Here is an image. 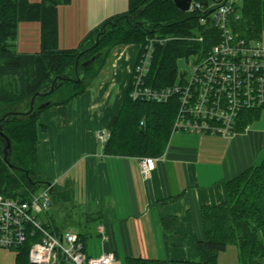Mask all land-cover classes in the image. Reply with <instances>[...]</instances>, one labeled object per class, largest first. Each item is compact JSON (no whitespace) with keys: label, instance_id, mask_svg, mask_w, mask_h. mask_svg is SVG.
<instances>
[{"label":"trees","instance_id":"obj_1","mask_svg":"<svg viewBox=\"0 0 264 264\" xmlns=\"http://www.w3.org/2000/svg\"><path fill=\"white\" fill-rule=\"evenodd\" d=\"M202 4L206 0H196ZM211 4L213 0H208ZM71 0H0V80L11 78L13 90L8 93L0 82V101L5 102V113L17 111V104L30 108L32 96L45 86L50 87L55 76L70 70L76 78V66L95 57L85 67L80 82L65 81L55 92L39 96L36 108L43 102L67 105L82 95L88 83L97 77L107 65L111 53L122 44L133 42L144 48L154 39V51L146 84L153 88H165L177 84L178 65L181 57L204 56L220 39V30L211 20L209 10L197 12L180 10L174 0H129L125 13L112 16L90 31L77 48L63 49L59 45L58 10ZM205 6V5H204ZM144 8L136 20L127 17ZM240 18L231 27L249 40L264 38V0H241L237 5ZM206 17V22L201 18ZM121 18L119 23L117 19ZM143 22L136 25V21ZM41 23V49L35 53H22L17 48L20 22ZM100 31H103L100 35ZM99 38V43L95 42ZM202 38V39H199ZM91 48V49H89ZM85 51L80 55L81 51ZM183 80V79H182ZM130 81L119 113L108 123L110 138L104 143L103 152L108 155L142 157L162 156L170 142L173 124L178 112L177 99L158 102L133 99ZM58 96L57 100H53ZM29 99V100H28ZM27 100V102H25ZM25 107V108H26ZM12 115L6 123L5 133L12 139V163L19 170H12L3 160L0 141V193L6 196L29 199L42 184L53 185L52 205L69 195L68 190L56 192V184L44 179L38 169L37 144L41 113ZM264 106L248 110L240 115L237 131H244L260 117ZM25 111V109H22ZM227 198L217 205L202 207L205 238L199 241V257L183 264H220L218 256L231 243L237 245L240 264H264V158L251 165L226 183ZM66 202V201H65ZM178 222L174 216L165 217L163 224L173 228ZM53 233L60 234L59 227L44 221ZM37 236V235H36ZM35 236V237H36ZM84 241V234H78ZM35 237L29 235L25 244L17 246L14 264H32L29 251ZM126 264H170L166 259L127 257ZM59 264H68L62 260Z\"/></svg>","mask_w":264,"mask_h":264},{"label":"crops","instance_id":"obj_2","mask_svg":"<svg viewBox=\"0 0 264 264\" xmlns=\"http://www.w3.org/2000/svg\"><path fill=\"white\" fill-rule=\"evenodd\" d=\"M128 9L129 0H71L61 5L60 47L77 48L103 21ZM24 23L41 36L40 22ZM118 47L119 61L108 62L82 95L47 108L39 117V126L45 127L37 144L39 172L56 184L57 193L69 194H62V202H55L41 219L61 232L84 234V249L91 257L114 253L112 264H126L127 257L166 259L170 264L196 260L199 241L205 238L202 207L226 200L227 181L257 164L259 145L252 139L251 124L229 137L202 133L175 138L193 134L174 132L165 153L154 158L150 174L143 172L138 157L104 154L100 132L121 109L141 49ZM216 136L229 140L222 157L216 154L219 141H210L220 140ZM169 216L178 218L173 228L163 224Z\"/></svg>","mask_w":264,"mask_h":264},{"label":"built area","instance_id":"obj_3","mask_svg":"<svg viewBox=\"0 0 264 264\" xmlns=\"http://www.w3.org/2000/svg\"><path fill=\"white\" fill-rule=\"evenodd\" d=\"M240 1L213 0L206 7L192 0L188 12L214 9L210 18L220 30V39L204 56L195 60L192 70L179 84L165 88L147 85L145 80L151 66L154 39L140 49L132 72L130 95L133 99L158 102L176 98L179 106L173 133L229 137L237 132L241 113L264 106L263 39H246L231 27L233 21L240 18L236 9ZM201 20L206 22L207 18ZM110 136L108 129L100 132L103 143ZM139 162L145 174L155 168L152 157H142ZM52 188V184L46 185L27 200L0 193V247L15 249L25 244L29 235H37L29 251L32 264H59L62 260L68 264H112L114 253L91 257L77 233L64 229L56 234L45 226L40 215L52 206Z\"/></svg>","mask_w":264,"mask_h":264},{"label":"rangeland","instance_id":"obj_4","mask_svg":"<svg viewBox=\"0 0 264 264\" xmlns=\"http://www.w3.org/2000/svg\"><path fill=\"white\" fill-rule=\"evenodd\" d=\"M21 24L22 25H21L20 31L18 33V38L16 41L17 42L16 49L19 52H22V51L33 52L36 50H40L41 49V42H40L41 36H40V32L38 31V29L36 30L34 27H31V25H29L30 23L22 22ZM23 24H28V25H23ZM263 42H264V38H263ZM128 44L137 45V44H134L133 42L128 43ZM118 48H115L113 50L108 62L112 63L113 61L115 62L117 59L119 61L120 56L122 54L121 53L122 50H119ZM197 58H198V55H191L189 57H181L178 59L177 61V65H178L177 83H181L183 77L188 75L186 73H190V71L192 70L193 64ZM119 80H121V77H119ZM0 82H2L4 86H6L8 93L12 92L13 85H12L11 78H4L0 80ZM58 98H59L58 96H54L53 100H57ZM25 102H27V100ZM6 105L7 104L5 102L0 101V113L5 112ZM25 107L26 105H21L18 103L17 111L24 112L22 111V109H25V111H27L28 109L27 107L26 108ZM252 131H253V133L251 134L252 139L254 140V142L258 143L259 145L258 149L260 151V154L258 156L259 161L257 162V165H259L264 158V146L262 147V144L264 145V109L261 111L260 117L251 124V132ZM192 134L193 135H188V134L184 135V134L179 133L176 135L175 138L180 137V136L200 137L199 135H196L198 133H192ZM216 137H219V136H216ZM219 138L220 140H210V141H214V142L219 141L217 142L218 145H215V147L221 150H219L216 154L219 155L218 157H222L225 155V151H226V148L228 147L229 140H226L223 137H219ZM215 147L213 149H215ZM261 147L262 149H260ZM206 148H212V145H208L206 146ZM43 188L44 186L41 184L39 188L37 189V192L41 191ZM44 214L45 213L42 214V217ZM73 229L75 231L82 230L81 228H73ZM16 254H17V251L14 248L10 249L6 247H0V264H14ZM218 263L220 264H240L239 250H238L237 245L234 243H231L227 246L225 251L220 252L218 256Z\"/></svg>","mask_w":264,"mask_h":264},{"label":"water","instance_id":"obj_5","mask_svg":"<svg viewBox=\"0 0 264 264\" xmlns=\"http://www.w3.org/2000/svg\"><path fill=\"white\" fill-rule=\"evenodd\" d=\"M176 6L182 10V11H187L190 7V3L192 2V0H174ZM204 5L207 7L209 5L208 0H206L204 2ZM144 8H141L140 10L137 11V13L135 15H131L128 16L127 18L129 20H136L141 13L143 12ZM214 11V9H210L209 10V14H211ZM119 21H121V18L117 19L116 23H119ZM143 22L140 20L136 21V25H142ZM103 31H100L99 35L102 33ZM99 43V38H97L95 45H97ZM91 49V48H89ZM85 51H81L80 55H82ZM95 60V57H92L90 60H87L86 62H84L83 66L80 68V72L78 69V65L76 66V78H72L69 76V72L65 71L63 74L57 75L53 78L52 80V84L50 87L45 86L42 89H40L39 91H37L31 98L30 101V108L27 111L24 112H20V111H10L5 113L2 117H0V141L2 142L3 145V160L10 166V168L12 170H19L20 168L18 166H16L14 163H12V139L5 133V127H6V123L7 121L10 119V117L12 115H29L31 114L32 116L35 115L38 111L43 110L45 108H47L50 105V101H46L41 103L37 108H36V102H37V98L39 96H47L49 94H52L53 92H55L61 85H63V83L65 81H75V82H80L83 80L84 78V74H85V67L90 65L93 61ZM62 239V237H61Z\"/></svg>","mask_w":264,"mask_h":264},{"label":"flooded vegetation","instance_id":"obj_6","mask_svg":"<svg viewBox=\"0 0 264 264\" xmlns=\"http://www.w3.org/2000/svg\"><path fill=\"white\" fill-rule=\"evenodd\" d=\"M4 115V113H0V117H2Z\"/></svg>","mask_w":264,"mask_h":264},{"label":"bare ground","instance_id":"obj_7","mask_svg":"<svg viewBox=\"0 0 264 264\" xmlns=\"http://www.w3.org/2000/svg\"><path fill=\"white\" fill-rule=\"evenodd\" d=\"M209 2V1H208ZM237 9V8H236ZM179 84V83H178ZM171 99H174V98H171ZM176 99V98H175Z\"/></svg>","mask_w":264,"mask_h":264}]
</instances>
